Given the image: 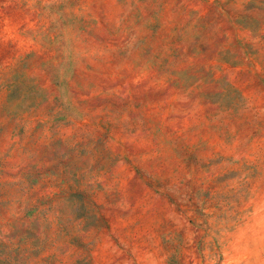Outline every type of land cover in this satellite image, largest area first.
Segmentation results:
<instances>
[{
  "label": "rangeland",
  "instance_id": "1",
  "mask_svg": "<svg viewBox=\"0 0 264 264\" xmlns=\"http://www.w3.org/2000/svg\"><path fill=\"white\" fill-rule=\"evenodd\" d=\"M0 264H264V0H0Z\"/></svg>",
  "mask_w": 264,
  "mask_h": 264
}]
</instances>
